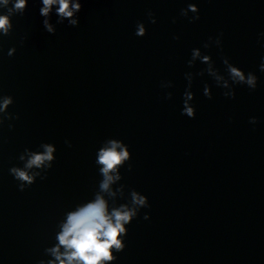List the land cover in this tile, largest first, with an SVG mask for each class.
<instances>
[{"label":"water","instance_id":"95a60500","mask_svg":"<svg viewBox=\"0 0 264 264\" xmlns=\"http://www.w3.org/2000/svg\"><path fill=\"white\" fill-rule=\"evenodd\" d=\"M188 2L87 0L73 17L78 27L57 25L54 5L55 35L43 27L39 0L13 17L0 54V89L15 98L9 111L20 119L0 129V264H47L67 210L97 192L113 206L99 189L95 164L109 138L132 152V170L121 169V183L151 205L128 225L115 264H264V0H199L195 23L180 15ZM149 10L157 23L149 22ZM138 21L146 24L145 37L134 34ZM221 32L222 52L203 49ZM193 48L211 55L221 71L223 55L254 71L258 88L238 85L229 99L210 76H198L197 116L181 115L184 74L207 67L199 61L188 67ZM162 81L174 87L162 89ZM205 83L212 99L203 95ZM168 91L172 100L164 99ZM41 143L56 145V161L46 179L20 191L9 169L24 167L25 148L43 152ZM124 192L119 203L130 200Z\"/></svg>","mask_w":264,"mask_h":264},{"label":"clouds","instance_id":"9594fccd","mask_svg":"<svg viewBox=\"0 0 264 264\" xmlns=\"http://www.w3.org/2000/svg\"><path fill=\"white\" fill-rule=\"evenodd\" d=\"M30 2L35 3L37 0H0V54L3 53L4 38L12 35L14 24L13 17L16 15H24L28 11ZM87 0H39L41 7L39 14L43 17L42 24L44 29L55 35L57 27H53L49 22L50 14L53 6H58L56 14L59 16L57 25L63 24L66 20L69 26L78 27L80 24L79 16L73 19L74 15L83 10V4ZM180 15L187 18L189 22L195 23L200 20L199 0H189L186 8L180 10ZM150 23H157L155 12L149 10L147 13ZM175 19L173 23H175ZM137 37H145L148 34L146 24L142 21L136 23ZM223 33L219 36L209 37L208 41L203 44V49H211L213 46L223 51ZM264 36V33L261 34ZM174 39L179 40V36ZM16 47H11L7 51L9 57L15 56ZM2 58V56H0ZM197 61L207 67L202 68L198 72H186L185 79L187 87L183 94V107L181 115L190 119H195L197 109L193 101L196 98L195 92L192 91L196 78L204 77L205 74L210 76L216 87L223 89L225 98H236V86H247L251 91H255L259 86V77L254 71L245 72L241 67L232 63L227 55L222 56L224 65L223 71L216 66L212 56L206 54L201 48H193L191 50V58L188 60V67L195 68ZM260 72L264 73V62L259 65ZM172 81H162L161 88H173ZM203 95L208 99L213 98L212 85L205 83L203 87ZM164 99L172 100L173 93L166 92ZM15 103V98L11 95L3 94L0 89V129L6 122L19 120V114L9 111L10 106ZM250 124H257L258 119L251 117ZM14 124L8 123V128L13 129ZM104 147H100L96 153L95 164L98 167V173L101 179L98 186L101 192L107 193L113 198L110 207L109 201L105 199L99 192L94 194V198L78 203L74 209H69L64 213L65 219L60 223V231L55 234L57 244L55 247L47 249L53 256L54 260H50L47 264H115L118 259L117 253H121L126 248V237L129 233L128 225H130L139 215L143 208L151 207L148 196L142 194L134 188L129 189L124 183L121 169L128 165V171L132 170L129 161L132 159V152L129 145L123 140L109 138ZM104 141V142H105ZM71 147L70 141H65ZM39 147L44 149L43 152L34 151L31 148H25L20 154L19 160L23 161L27 154L28 159L23 168L13 166L9 169V174L18 182L19 190L25 191L36 183L37 178L46 179L47 171L50 170L56 161L57 147L53 143H41ZM46 171H36L30 173L31 169H44ZM120 182V185L113 190L112 185ZM127 189L130 200L125 203H119L125 200L124 190ZM119 194L120 200L115 198ZM131 205V206H130ZM145 220L150 219V215L145 214ZM61 247L64 252L61 253ZM38 264H45L43 260H39Z\"/></svg>","mask_w":264,"mask_h":264}]
</instances>
